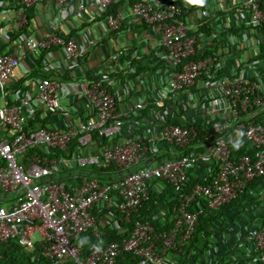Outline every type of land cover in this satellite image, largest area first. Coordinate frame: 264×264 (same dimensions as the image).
<instances>
[{
    "label": "built area",
    "instance_id": "built-area-1",
    "mask_svg": "<svg viewBox=\"0 0 264 264\" xmlns=\"http://www.w3.org/2000/svg\"><path fill=\"white\" fill-rule=\"evenodd\" d=\"M40 1L0 0V15L30 56L45 53V67L53 61L51 48L59 47L67 76L74 77L75 69L85 68L86 49L49 31L36 37L28 11ZM52 1L61 19L72 14L80 20L88 12L93 18L104 15L105 37L121 30V6L108 13L117 0H77L74 7V0ZM207 1L122 5L142 36L156 31L159 51L152 62L165 64L164 85L141 98H133L130 85L146 83L147 77L117 75L142 59L124 46L107 57L106 63H119L117 70L103 62L99 72L71 82L70 98L59 81L17 80L22 58L0 53L1 244L38 249L51 264H117L123 253L132 255V264H177L201 216L264 178V122L255 121L264 114V0H231L221 10L210 9ZM236 143H247L252 153L234 156ZM70 147L72 156L62 157ZM84 167L95 169L74 185L66 186L59 175ZM190 172L201 180L182 194ZM150 185L171 188L177 204L169 209L162 203L159 214L136 219ZM121 223L131 224L132 231L119 242L88 251L80 242L88 231L100 240L106 228L116 230ZM220 227L225 221L210 230L211 256ZM247 229L225 245L227 264H264V224L255 217Z\"/></svg>",
    "mask_w": 264,
    "mask_h": 264
},
{
    "label": "crops",
    "instance_id": "crops-1",
    "mask_svg": "<svg viewBox=\"0 0 264 264\" xmlns=\"http://www.w3.org/2000/svg\"><path fill=\"white\" fill-rule=\"evenodd\" d=\"M73 7L77 0H74ZM232 3L231 0H214L207 4L212 10H221L224 8H228V6ZM120 14L123 17L122 28L117 34H111L110 36H104L102 34V21L93 18V16L85 12L83 14L82 19L77 20L72 17V14H68L65 19H61L59 9L56 4L52 0H42L39 4L33 6L28 11V21L29 26L35 33L36 37L40 36L45 32H53L58 33L65 36H70L73 38L76 43L86 49L84 64V70L75 69L74 77L67 76V71L65 68V57L59 47L51 50L52 55L50 57L51 61L50 66L45 67L43 64L48 60L45 58V54L43 55L41 62L38 63V57L30 56L27 53L22 44H16V36L13 33H9L10 31L7 29V18L0 15V53H15L18 54L22 58V64L18 71L17 80L24 81L27 78H48L53 81H59L62 84V90L66 94L65 98H70L72 92L71 82H76L77 80H81L83 75L86 77H91L92 73L99 72L103 67V62L105 63V67L108 66L110 68H117L119 63H115L109 60L107 63V57L112 54L113 51L119 49L121 47H125L128 52H135L137 56L146 58L152 52L158 54V35L154 30H148L147 34L142 36L141 28L133 16L130 14L129 10L123 6L120 7ZM219 29L215 30L218 32ZM9 38V40H8ZM7 40V41H6ZM126 54V53H125ZM156 54H152L150 57L152 60L155 59ZM39 60V59H38ZM33 61V62H32ZM126 58L120 57V64L122 68H126V64L124 62ZM132 68H127V75L124 72H120L117 74L119 78L126 77L129 80L133 79L135 76L132 73ZM117 70V69H116ZM115 70V71H116ZM165 70V64H162L160 67L156 69H147L144 72L140 73V77H147L146 83L138 84V86L131 82L130 85L133 89V98H141L142 93H146L150 90V88H155L158 85H164L165 80L162 75ZM34 71L35 73H32ZM129 73V74H128ZM131 75V77L129 76ZM31 76V77H29ZM50 79V80H51ZM117 83H119L118 79ZM15 87H19V85H15ZM21 87V86H20ZM30 87V86H29ZM11 89H15L12 88ZM8 91H11L10 89ZM32 94H34L35 89H31ZM114 92L115 90L112 89ZM140 94V95H139ZM3 97L0 96V106L3 104ZM43 124H46L47 120H41ZM93 170L95 167L92 168ZM79 182V181H78ZM257 198L256 201L254 199ZM246 207L247 218L241 221L237 214H239V205L231 207V211L224 215L222 221L226 222L225 227L216 228L218 231L216 233V237H219L218 242L215 243L217 247V252L215 255L211 256L209 253L203 252L198 254L193 260L189 261L185 259L184 264H227L229 263L228 253H226L225 245H231V243H235L240 233L243 230H250L252 226L255 225V217L256 214L254 211V204L264 205V192L261 197H258L257 193L251 191L247 193V197L243 198ZM233 203V202H231ZM230 203V204H231ZM237 208V209H235ZM236 215V216H235ZM249 216V217H248ZM229 226V227H226ZM224 235L225 237H223ZM97 240V239H96ZM82 245L85 247L84 243L80 240ZM22 249V248H21ZM32 253V252H30ZM41 257L43 255L39 254ZM35 256V255H34ZM44 258V257H43ZM189 259V258H187ZM182 260L180 259L177 264H182Z\"/></svg>",
    "mask_w": 264,
    "mask_h": 264
},
{
    "label": "trees",
    "instance_id": "trees-1",
    "mask_svg": "<svg viewBox=\"0 0 264 264\" xmlns=\"http://www.w3.org/2000/svg\"><path fill=\"white\" fill-rule=\"evenodd\" d=\"M126 0H117L111 8L108 10V13H116L118 8L122 5H124ZM95 19L103 21L104 20V15L103 16H97ZM122 28V27H121ZM57 35L61 36L65 40L70 38V36H65L56 33ZM162 48V47H160ZM56 49V47L51 48V50ZM45 53H41L37 59V62L40 63L41 59ZM152 54H156L152 52L150 55H148L146 58H142L141 60H135L131 63V66L134 65L135 67V73L134 75H138L142 72H144L147 69H156L160 67L163 62H152V59L150 58ZM35 73L32 71L31 75ZM129 74V73H128ZM113 74L112 76H114ZM127 75V72H126ZM111 76V77H112ZM131 77V75H129ZM31 77V76H29ZM51 79V78H50ZM52 80V79H51ZM53 81V80H52ZM255 121L257 122H264V114L260 115L259 117L255 118ZM199 128V127H197ZM74 151V148L70 147L67 152H62L61 156L65 158H69L72 156V152ZM232 153L234 156L239 157L245 154L250 155L252 153L250 146L245 143V144H240L236 143L232 145ZM93 167L89 168H72V169H65L59 173L60 177L64 180V183L66 186L74 185L78 181H81V178L83 176H86L87 170L90 172L93 171ZM201 171H198V174L201 173ZM196 172H190L187 176V186L188 188L182 191V194L187 193L189 190V187H192L194 184L200 182V178ZM79 175V177L74 178V176ZM255 192L257 193L258 197H261L263 192H264V178H257L255 179L251 184H249L245 190L233 201V203L228 204L222 208H219L218 210H212L210 212H207L204 216H201L199 219V227L197 230L194 232L192 235L191 240L188 242V244L185 246L183 249L182 253L179 255L181 256L182 264H184L185 259L186 260H193L198 254H201L203 252H206L209 249V235H210V230L212 226L217 223L222 221L224 218V215L228 214L231 211V207L239 205V214H237V217L243 221V217L245 216L244 212L247 213L246 207H244L246 204L243 200V198L247 197V193L249 192ZM257 198L254 199L256 201ZM165 203L166 206L170 209L172 206L177 204V196L174 193V191L167 187L166 185L161 189V190H156L153 188L152 185L149 186V198L148 200L143 203L139 207V211L137 214H135L136 219H141L143 218L144 215L146 214H159L160 213V208L161 204ZM258 205L254 204V208L252 212L256 214V217L258 218V221L261 224H264V205L259 204ZM247 206V205H246ZM237 209V208H235ZM242 215V216H241ZM236 216V215H235ZM214 223V224H213ZM226 225V222H225ZM132 231V226L131 224H125L121 223L119 228L116 230L106 228L104 230V237H102L100 240H96L95 237L91 232H86L83 234L80 238V240L84 243L85 245V250L88 251L92 249L93 247H96L97 245H105L110 241L114 242H119L123 238H126L129 236V234ZM40 252L38 249L36 251L30 253L26 252L23 249L20 248V246L17 245L16 242H8L5 244L0 243V264H51L48 262L45 258L41 257ZM35 255V256H34ZM192 256L191 258L187 259L188 256ZM132 255L129 253H123L121 256L118 258L117 264H132Z\"/></svg>",
    "mask_w": 264,
    "mask_h": 264
},
{
    "label": "clouds",
    "instance_id": "clouds-1",
    "mask_svg": "<svg viewBox=\"0 0 264 264\" xmlns=\"http://www.w3.org/2000/svg\"><path fill=\"white\" fill-rule=\"evenodd\" d=\"M189 3L203 4V0H188Z\"/></svg>",
    "mask_w": 264,
    "mask_h": 264
}]
</instances>
